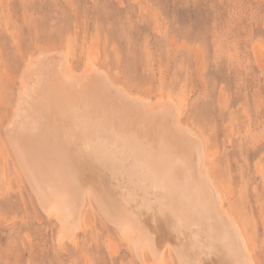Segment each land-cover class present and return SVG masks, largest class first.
Returning a JSON list of instances; mask_svg holds the SVG:
<instances>
[{"label": "rangeland", "instance_id": "374dc122", "mask_svg": "<svg viewBox=\"0 0 264 264\" xmlns=\"http://www.w3.org/2000/svg\"><path fill=\"white\" fill-rule=\"evenodd\" d=\"M41 45L67 50L77 72L90 57L131 92L183 100L218 150L225 201L238 199L256 228L264 264V0H0V264H141L92 202L78 249L59 244L57 221L15 164L3 128L21 66Z\"/></svg>", "mask_w": 264, "mask_h": 264}, {"label": "bare ground", "instance_id": "6f19581e", "mask_svg": "<svg viewBox=\"0 0 264 264\" xmlns=\"http://www.w3.org/2000/svg\"><path fill=\"white\" fill-rule=\"evenodd\" d=\"M41 47L25 55L3 133L59 244L78 249L92 202L141 264H259L256 228L226 202L218 150L183 100L131 92L90 55L77 72L67 50Z\"/></svg>", "mask_w": 264, "mask_h": 264}]
</instances>
